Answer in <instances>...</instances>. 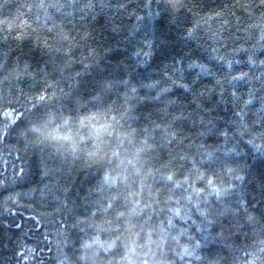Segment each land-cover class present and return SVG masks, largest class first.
I'll list each match as a JSON object with an SVG mask.
<instances>
[{
	"label": "trees",
	"instance_id": "1",
	"mask_svg": "<svg viewBox=\"0 0 264 264\" xmlns=\"http://www.w3.org/2000/svg\"><path fill=\"white\" fill-rule=\"evenodd\" d=\"M261 61L264 0H0V264H264ZM101 76L127 82L99 105L98 122L115 112L120 134L103 137L104 159L88 158V149L74 154L62 136L32 144L6 131L36 96L55 93L56 104H68L74 89L83 102L76 85L95 95ZM153 80L168 93L138 89L155 97L139 101L131 94ZM126 99L134 106L127 112ZM69 107L66 116L85 114ZM49 128L50 137L78 140V123L58 117ZM146 134L154 147L138 153ZM193 161L216 189L196 181L205 191L194 192ZM168 172L171 182L161 177ZM113 197L109 212L92 214ZM169 216L178 227L168 226ZM114 236L116 247L105 252Z\"/></svg>",
	"mask_w": 264,
	"mask_h": 264
},
{
	"label": "snow or ice",
	"instance_id": "2",
	"mask_svg": "<svg viewBox=\"0 0 264 264\" xmlns=\"http://www.w3.org/2000/svg\"><path fill=\"white\" fill-rule=\"evenodd\" d=\"M172 7H183L184 5L174 3L171 5ZM55 7V5H53ZM215 15V13H213ZM261 63H264V61H261ZM27 67V66H25ZM56 66L54 65L53 71H56ZM61 72L63 69H59ZM238 76L244 75V73H237ZM127 82L125 80H114L112 78H105L101 76L98 78L93 86H92V92L95 93V95L90 94L87 91V85L83 83H78L76 87L84 89L82 95L88 97L86 100H83L81 102V98L76 96L75 90L70 89V97L68 104H56L55 102V93L53 95H48L47 92L38 95L35 97L36 102L29 105H21V110L17 112L15 115L17 117L16 124L13 125L12 129H7L6 131H12L13 129L16 130V133L19 137L26 140L28 143L32 144H40L48 141L51 139H60L61 136L65 140H72V143L70 144V147L74 154H79L80 151H83L85 149H88L86 152V155L90 159H94L99 157L100 159H104V156L101 154V146L103 145V137L106 135L108 137L113 136L114 133H116V129L113 127V123L116 122L115 120V112H113L112 117H105L103 123H99L101 115H103V109L99 107L101 103L105 100L106 97L111 96L114 92L119 90L120 85H125ZM139 90L147 89L149 91H155L156 96L166 95L169 91V86H160V82L153 80L149 82H145L142 84H137L134 87H131L130 91L131 94L138 98L139 100L152 98L155 97H148V96H139ZM124 95L127 96V91L124 93ZM126 104L125 111L127 112L129 109H133L134 106L132 104H129L127 99L124 101ZM55 105V107H53ZM69 105H79L80 111L84 112L85 114L80 115L79 113H75L73 115H64L66 111L72 112V108L69 107ZM91 105L93 108H95V111L87 112L86 106ZM60 118L62 124H69V123H78L80 125V128L77 129L78 134V140H74L72 135L69 134H57L55 137H50L49 133L51 129L49 128V125L57 118ZM121 118H123V114H121ZM178 117H173V119H177ZM97 121V122H93ZM59 127V125L57 126ZM156 128H160L161 125H155ZM166 127V126H165ZM88 129L87 135L82 134L81 129ZM146 131V130H145ZM136 132V129H132L131 133L134 134ZM69 133H71V129H69ZM117 135H120L119 133H116ZM176 133L173 132L172 135L174 136ZM123 135L128 136L130 135L129 132L123 133ZM225 135H228V133H225ZM143 144L145 147L137 149V152H144L149 148H153V144L148 143V137L147 134L142 138ZM119 154V149L114 151L112 153L113 156H117ZM189 160H191V157H189ZM195 170V176L193 178L192 188L195 193L199 194L205 191L204 187H196L195 183L196 181H200L201 183H204L207 187H210L212 189H216L217 185L214 182V176L210 175L208 171H206L204 168L199 167L194 161L191 163V167L189 171ZM149 172H152V169H149ZM161 177L166 182H171L173 180V173L168 172L167 174H161ZM189 175L184 174L182 179L187 182L189 180ZM102 179L106 183H110L112 185H115L117 183L116 177H111L109 175L108 170H104ZM180 181H176L175 184L172 185L173 188L179 186ZM217 195H219V191H217ZM173 196H168V199H174ZM115 197L113 199H108L106 203L103 204L102 208L93 207L92 214L95 215L97 212H104L107 213L109 210L112 209V205L114 202ZM186 199L191 200L192 199V193H187ZM135 203H139V200L135 201ZM193 203L199 205V200L193 201ZM147 205H144L146 207ZM129 211L136 212L135 207H131ZM171 211L176 215L180 216L181 219H185L186 217L181 216L180 209L179 208H172ZM197 212L201 214V216H204L206 219L207 217V208H201L197 207ZM124 215V210L116 211L115 216L116 218H120ZM87 217H80L78 222L80 220H85ZM168 226H174L178 227V225H174L173 219L171 216L168 217ZM165 226L162 228L163 231L168 232L171 231V227ZM210 226V225H209ZM115 228H119V224L114 225ZM186 229H181V232H186ZM208 235V233H205ZM216 235H220V233H216ZM99 233L96 234V237H94L93 240H84L81 247L87 248L90 247L91 244L94 242L95 239H98ZM177 237H179V234H177ZM118 237L114 236L111 240L108 241L107 247L104 249L105 252H107L110 249H114L116 247V240ZM103 243V242H101ZM188 245H183V250H187ZM191 255V253H188ZM81 258H84V254H81Z\"/></svg>",
	"mask_w": 264,
	"mask_h": 264
}]
</instances>
